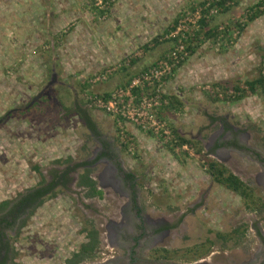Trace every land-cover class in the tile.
Segmentation results:
<instances>
[{
    "label": "rangeland",
    "instance_id": "1",
    "mask_svg": "<svg viewBox=\"0 0 264 264\" xmlns=\"http://www.w3.org/2000/svg\"><path fill=\"white\" fill-rule=\"evenodd\" d=\"M99 1L0 0V203L13 202L50 182L56 171L71 168L67 182L55 184L8 233L7 264H113L116 259L126 264L124 245L136 212L146 233L161 235L140 259L193 264L210 254L196 264H253L261 249L256 227L264 231V210H245L237 193L213 182L196 148L176 147L177 156L170 145L178 135L204 154L214 140L238 136L264 152V85L228 101L233 85L264 77V14L236 30L259 0H242L213 16L204 29L217 27L220 35L207 38L201 30L204 40L165 80L161 93L181 102L170 112H159L158 106L157 120L168 133L145 132L125 119L126 143L119 137V117L87 96L124 87L130 76L160 59L172 46L171 23L192 19L191 7L202 0ZM131 59L135 64L122 69ZM105 71H110L106 79L93 81ZM81 111L98 134L87 128ZM101 141L133 173L129 185L120 181L112 161L96 158ZM229 155L221 163L240 169L246 184L262 189L256 181L264 169L248 153ZM82 174L100 194L79 183ZM132 192L138 196L136 209L128 202ZM252 197L257 202L258 195ZM88 228L97 236L93 257L75 259L88 241Z\"/></svg>",
    "mask_w": 264,
    "mask_h": 264
},
{
    "label": "trees",
    "instance_id": "2",
    "mask_svg": "<svg viewBox=\"0 0 264 264\" xmlns=\"http://www.w3.org/2000/svg\"><path fill=\"white\" fill-rule=\"evenodd\" d=\"M230 1L234 2L233 5H236L238 3V0H219L215 3H213V5L214 6L216 5L220 9L219 13H223L226 10H229V8L231 7L230 4H227V2H230ZM204 3H205V0L200 1L197 5L192 6L191 10H194L197 6H201ZM248 11H249V14L247 15L245 23L244 24H239V23L237 24V29H236L237 32L242 31L243 25L247 24L248 22L253 21L254 19H256L259 16L264 14V0L257 1L254 5H252L251 7L248 8ZM206 12H207L206 10L202 11V13L204 15L206 14ZM212 18H210L209 20H206L203 18L199 21V23L202 27L201 30L203 31V33L205 34V36L207 38H210V37L216 38L220 35L219 32L217 31V27H213V28L209 27L206 30L204 29L208 26V24L210 23V20ZM176 21H177V19H175L171 23L168 30L174 29L176 27ZM233 30L234 29H232L231 31L228 32L229 37L232 34ZM203 40H204V37L202 39H200V36H198V37L192 39V41H189L187 43V50L189 52V55L194 51L195 46H198L199 43H201ZM193 44H195V45H193ZM144 48H145V46L143 47V49ZM154 63H152V64H154ZM128 64L129 65L127 67H124L122 69H124L125 71L128 70V68L130 66L132 67L135 64V60L131 59L128 62ZM148 67L149 66L143 67L141 70L137 71L134 75L138 76L140 73L144 72ZM134 75H133V77H134ZM130 81H131V76H130V78H128L124 82V86L129 85ZM263 85H264V77L263 76L259 77L258 79H255V80H247L243 84L233 85V87H232L233 95L230 96L231 98H228V101H231V102L238 101V100L242 99L244 96H247L248 93H254L258 86H263ZM216 86H220V84L217 83ZM221 89H223L222 86H221ZM148 90H149V88L145 87L143 90L133 89L132 92L136 96H140V95H142L143 92L148 91ZM150 91H154V88H152V90H150ZM109 93L110 92H103V93H98L97 95H99L103 99L107 100L109 97ZM232 96H233V98H232ZM161 97H163V99H165L166 102L164 103L163 101H161V103H160L161 106H160L159 112H162V111L170 112L173 110L175 111L177 109V107L181 105V102L174 96H166V95L162 94ZM223 99L225 100V98H223ZM158 110H159V108H158ZM80 114H81V117L83 118L85 124L87 125V128L91 132H93L94 134H98L97 129H96L93 121L91 120V118L88 116V114L85 111H81ZM159 118H161V116ZM173 131H175V130H173ZM176 138H177V141L174 142V145H172V146L170 145V149L177 156H179V154L175 150L176 147H182L183 145L187 144L189 147H191L193 149L196 148L195 150L197 151V154L200 156V158H202L204 160L207 173L210 175V178L212 179L213 182H215V183H217L223 187H226V188L230 189L231 191L239 194L243 198V201H245V204L248 208H251V207L253 208L256 206V204L259 205L260 207L263 206L264 200L257 198V202H256V200L252 197L253 195H255L254 189L252 187H250L248 184H246L244 181H242L238 176L233 174L224 164H222L221 162L205 155V153L201 154L200 149L197 148L196 146H194L195 144L193 143L192 140L178 136V135H176ZM101 146L103 147L102 151L96 156V158H99L101 156L110 157V153L108 151L110 147L107 144V142L101 141ZM74 166H76V165H74ZM72 168H74V167H72ZM69 169H71V168L64 170V174L60 178L61 179L60 183H62L63 185L67 182V174L70 172V171H68ZM59 174H60V172L56 171L53 174L54 179L51 182H48L44 185H40V186H38V187L28 191V192H25L19 198L14 200L13 204L8 208H7V205L10 202L8 200L2 201L0 203V209L1 210L6 209V211L4 214L0 215V220H4V217H6L8 215L13 217V219H15V218H17V216H19L20 214L25 212V210L27 208H31L36 203L39 204L42 201V199L46 196V194L53 190L54 185L58 183L57 177L59 176ZM79 183L83 184V185L85 184L86 186H88L91 189V191L95 194L101 193L100 190L96 189L93 179H91L86 174L80 175ZM260 201L262 203H260ZM85 230L87 232L86 235L88 237V241L86 243H83L80 246L79 251L73 255L75 259H80V258H88L89 259V258L93 257L92 254L94 253V250H95V247L97 244V236L95 235V232L93 229L88 228ZM218 236H221V235L218 234ZM221 237H223V236H221Z\"/></svg>",
    "mask_w": 264,
    "mask_h": 264
},
{
    "label": "built area",
    "instance_id": "3",
    "mask_svg": "<svg viewBox=\"0 0 264 264\" xmlns=\"http://www.w3.org/2000/svg\"><path fill=\"white\" fill-rule=\"evenodd\" d=\"M217 1L219 0H205L203 5L192 10V19L187 16L179 19L176 27L167 35L172 40L171 48L144 72L133 77L129 85L110 92L107 100L97 94L87 96L96 107L119 117L117 126L121 142L126 143L130 139L124 129L125 119H129L145 132L160 135L168 133L167 129H164V122L159 123L160 120H157V109L162 95L161 87L174 70L188 58L187 43L199 36L202 28L199 21L203 18L209 20L219 14L220 9L213 5ZM240 1L242 0H238ZM233 3V1L227 2L231 6ZM205 10L207 12L204 15L202 11ZM108 72L110 71L97 75L93 81L106 79ZM145 87L149 90L140 96L132 92L133 89L143 90ZM152 88L154 91H150Z\"/></svg>",
    "mask_w": 264,
    "mask_h": 264
},
{
    "label": "flooded vegetation",
    "instance_id": "4",
    "mask_svg": "<svg viewBox=\"0 0 264 264\" xmlns=\"http://www.w3.org/2000/svg\"><path fill=\"white\" fill-rule=\"evenodd\" d=\"M102 148L103 147L100 144L101 151H102ZM108 151L110 153V157H107V156H104V157H106L107 159H109L110 161H112L115 164V166H113V167H114L115 171L120 172V175H121L120 181L123 184L129 185V183H131L133 181V173L131 171L124 169L120 165L116 151H113L111 148H109ZM230 152L240 153L242 155L244 154V152L248 153V155H249L248 157L254 159L260 165V167H262L264 169V152H262L260 149H258L256 147H252L249 144H247L246 141L242 137L236 136V137H229L227 139H225V137H224L221 139L214 140L212 142L211 148L208 150V152H205V154L207 156L217 160V161L222 162L221 159H223V160L228 162L227 159H229V157H230V155H229ZM223 153H224V155H223ZM250 156H252V157H250ZM102 157L103 156H101L100 158H102ZM227 168H229V170L233 174L238 176L243 181L241 175L239 174V173H241L240 169L235 168V169H237V172H235L229 166H227ZM63 174H64V171L59 174V176L57 177V179H58L57 182L60 183V181H61L60 178L63 176ZM51 178H52V176H51ZM256 182L261 185L262 189H260L259 187H257L258 189H256L255 187H252V188H254V194L256 195V198L258 195L259 199L264 200V197H262V194H264V192H263L264 191V173H262V175L257 178ZM228 190H230V189H228ZM50 192H48V193H50ZM238 196L241 199H243L239 194H238ZM137 198H138V196H136L135 192H132L130 195V198H128L129 204L130 205L133 204V206H134L132 209H136L135 206L137 203ZM260 203H262V202L260 201ZM12 204H13V202H10L7 205V208L10 207ZM242 204H243V208L245 210H249L250 212H253V214L264 210V207H263L264 203H263V206H261V207L256 204V206L253 208L252 207L248 208L243 201H242ZM36 205H37V203L33 206H36ZM28 209L29 208H27L25 210V212ZM5 211H6V209L2 210L0 212V215L4 214ZM25 212H23L22 214L17 216V218H15V219H13V217L8 215V216L4 217V220H0V264H7V256H8V253L10 252V245H9L10 239L8 237L9 236L8 233L11 232V230L13 229L14 225L18 222V220L24 214H26ZM141 218L142 217L140 216V213H137V212L134 213V219L135 220H134L133 225L135 227H131V231L133 233L131 235H129L128 238L126 239V244L124 245L125 249H127L126 260L124 258H123V260L126 262V264H167L166 261H164L165 259H149V258L148 259H140L141 256L143 255L144 250H150L154 246V244L158 243L159 240L161 239L160 234L154 233L153 235H151L149 233H146V227L143 224L144 220H142ZM252 218H254V217H252ZM257 222L258 221H254L251 224H254V223L257 224ZM255 227H256V225H255ZM256 235L260 241L261 249H260L259 253L257 254V257H254L253 264H264V231L259 229L258 227H256ZM209 255L204 256L203 258H199L198 260H195L192 263L196 264L199 261H203L204 259H207L209 257ZM217 262H219V263L221 262L224 264V261H215V263H217ZM113 264H122V261H119V259H116ZM170 264H187V263H170Z\"/></svg>",
    "mask_w": 264,
    "mask_h": 264
},
{
    "label": "water",
    "instance_id": "5",
    "mask_svg": "<svg viewBox=\"0 0 264 264\" xmlns=\"http://www.w3.org/2000/svg\"><path fill=\"white\" fill-rule=\"evenodd\" d=\"M52 77L54 78V75H53ZM53 78H52L51 81L48 83V85L51 84ZM48 85H47V86H48ZM47 86H46V87H47ZM46 87H45V88H46ZM43 91H44V89H42L40 92H38V93L33 97V99L28 103V105H27L25 108L30 107L35 101H37V100L40 98V96L42 95Z\"/></svg>",
    "mask_w": 264,
    "mask_h": 264
}]
</instances>
